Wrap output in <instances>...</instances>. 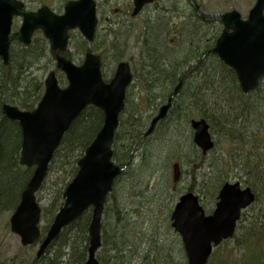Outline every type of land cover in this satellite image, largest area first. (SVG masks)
I'll use <instances>...</instances> for the list:
<instances>
[{"label":"trees","instance_id":"16d2710c","mask_svg":"<svg viewBox=\"0 0 264 264\" xmlns=\"http://www.w3.org/2000/svg\"><path fill=\"white\" fill-rule=\"evenodd\" d=\"M45 1L39 0L38 4L44 5ZM65 1L68 2L61 0ZM189 1L184 0L188 6L186 15L175 20L167 14L173 11L171 8L165 4L160 8L154 2L153 12L147 17L138 16L133 24L112 27L101 44L102 50L96 48L95 42L88 45L81 40L78 45L82 57L88 52L100 54L103 66L107 57H111L115 65L123 61L131 64L134 82L127 92L126 108L130 89L138 90L139 109L136 113L125 109L113 144L115 163L127 168L117 179L105 205L102 252L98 255L100 264H187L180 241V258H177L176 248L169 240L170 236L176 235L170 228V216L176 202V197L171 196L175 183L190 176L188 191L209 195L215 202L222 185L229 181V178L213 181L208 173L199 174L207 165V160L190 138L186 141V148L189 157L194 156V161L189 163V171L183 169L185 163L180 160L175 144L158 154L162 170L173 171L174 187H169L167 179L155 178L148 167L145 151L152 136L143 137L149 123L159 107L173 94L181 77L193 68L195 70L184 82L169 113H183L188 122L192 118L205 119L213 132L216 131L231 144L233 152L226 157L222 167L229 166L231 174L239 170L245 179V186L256 195L255 204L250 207L256 209V221L249 224L245 211L233 237L236 245L243 250L241 261H236L234 247L232 250L219 247L209 264H264V209L258 208V202L264 195V79L254 92H242L234 71L213 53L222 32L221 22L213 19L203 21ZM36 35L30 46L12 43L7 67L0 60V214L15 211L33 173V169H26L20 164L21 129L18 123L9 121L3 115L2 108L11 105L31 112L44 95V76L51 68L47 62H53V55L45 38L39 33ZM65 56L72 59L69 52ZM103 77L105 81L110 79L104 70ZM59 82L61 85L65 83L63 76ZM148 110L151 114L144 117ZM102 124V112L88 107L72 124L56 151L42 186L50 184L56 198L48 207L42 208L40 241L63 206L65 188L76 176L78 161ZM121 140L124 143L120 154L117 145ZM133 147L139 153L140 164L132 157ZM171 150H174L172 156ZM175 165L179 168L177 182ZM133 169L143 171L144 175L139 173L145 178L142 185L123 178ZM155 199L159 200L156 207L162 219L154 220L147 216L148 209L155 207L152 206ZM37 200L40 202L38 197ZM90 222L91 211H88L66 228L40 259L36 256L27 259L14 257L4 264H85ZM246 224L249 227L244 231Z\"/></svg>","mask_w":264,"mask_h":264},{"label":"water","instance_id":"95a60500","mask_svg":"<svg viewBox=\"0 0 264 264\" xmlns=\"http://www.w3.org/2000/svg\"><path fill=\"white\" fill-rule=\"evenodd\" d=\"M154 1L134 0L132 15H140ZM190 2L203 21L213 19L222 23L223 31L213 53L235 72L244 94L254 92L264 79V0H256L246 20L237 11L208 14L201 9L198 0ZM24 7L20 0H0L1 61L8 66L12 42L28 46L35 32L40 30L49 42L51 52L55 53L56 70L65 75L67 87H60L56 73L52 71L45 79L44 95L34 111L3 106V115L9 121L17 122L22 131L21 165L34 167L21 201L10 218L11 231L20 237L24 247L38 241L42 209L36 195L72 124L88 107H95L103 113V125L78 162V172L63 194L64 205L43 239L37 258L45 254L64 229L91 209L85 264H99L97 253L102 246L104 207L115 180L124 171L114 163L112 147L120 116L126 107L127 91L133 84V71L128 62H120L112 79L106 82L100 55L87 53L81 65L62 55L68 49L70 32L78 30L89 44L94 42L99 23L95 0L69 1L63 14H56L47 6L34 12H27ZM16 18L21 19V25L13 32ZM194 70L180 79L173 95L152 119L144 138L152 135L157 125L166 119L173 100ZM190 125L194 131V144L203 155H207L215 147L209 124L205 119H194ZM174 169L177 180L178 166L175 165ZM254 201L255 194L250 187L226 183L218 195L214 212L207 216L197 195L192 192L183 194L171 215V227L181 238L187 264H208L214 250L234 236L242 212Z\"/></svg>","mask_w":264,"mask_h":264},{"label":"rangeland","instance_id":"374dc122","mask_svg":"<svg viewBox=\"0 0 264 264\" xmlns=\"http://www.w3.org/2000/svg\"><path fill=\"white\" fill-rule=\"evenodd\" d=\"M20 1H23L26 4L28 10H37L38 8L43 6L38 4L39 0H20ZM36 1H37V5H36ZM42 1L43 0H41V2ZM95 1L97 4V14L99 19L95 46L96 48L102 50L101 44L107 38V35L109 34V30L112 27H117L120 24L129 25L135 23L136 18L133 17L131 14L133 10L134 0H95ZM198 1L202 9L208 14H224L232 11H237L241 14L243 20L247 19L249 11L254 7L256 3V0H198ZM65 2H61V0H46L44 5L48 6L55 13L62 14ZM155 3H158V6L160 8L164 4H165L164 6L171 8L173 11L167 14H169L173 20L177 19L179 16L186 15L188 9V6H186L184 0H155ZM155 3L149 6L148 8H146L139 16L142 18L150 15L151 12H153ZM30 6L33 7L30 8ZM20 25H21V19L16 18L14 21V30L17 31ZM39 35L42 36V34L40 33ZM35 37H37V35ZM81 40H83V37L81 36L79 31L76 30L71 33L68 52L72 54V60L74 61L75 64H81L83 62V57L80 56L81 54H79L78 52L79 51L78 45L81 42ZM47 63H49L48 66L51 68H49V70H47V72L45 73L44 79L50 71L55 69L54 58H53V62L48 61ZM115 67L116 65L113 63L111 57H107L103 66V70L107 73L108 77L112 78L115 71ZM57 75L58 78L61 77V74L59 72H57ZM65 85L66 82L62 86L64 87ZM128 99L129 101L127 103L126 110L130 109V111H135L136 113V111L139 109L138 90L136 88L132 90L130 89ZM144 110H146V108ZM141 114L142 113L140 112V115ZM150 114H151L150 110H148L147 112L145 111L144 117L149 116ZM212 134L216 142V147L213 150V152H211L206 157L207 165L204 167L203 170L199 171V174L203 175L204 172H206L208 173V176H210L209 178L213 179V181L217 179L224 180L229 178L230 182H239L243 186H245L243 182L245 179L242 177L243 174L240 173L239 170L236 169L231 174L229 172L230 171L229 166L224 165V167H222L223 163L226 162L225 161L226 157L232 151L231 144L225 141L223 136H221L216 131L213 132L212 130ZM189 138L191 140L193 139V131L190 128V122H188L185 119V114L181 113L180 115L178 112L174 114L169 113L167 119H165L161 124H159V126L156 129V132L150 138L149 144L147 146V150L145 151L147 154L146 157H147L148 167L152 169L155 178L159 180L162 178L167 179L169 187H174L175 182L173 181V171L172 169L162 170L161 168L162 160L160 159L158 154L168 149L169 148L168 146H170L171 144H175L177 146V149L179 150V156L181 157L180 160H182L185 163L183 169L185 171H189L190 168L188 165L190 162L194 161L193 158L194 156L189 157V151L186 148V141H188ZM122 141L123 140H121L117 145V149L120 154H121V150L123 149L122 144L124 143ZM247 150L248 149H246L244 152H246ZM132 151H133L132 157H135L136 163L140 164L139 153H137L136 148L133 147ZM262 152H264V150H262ZM173 153L174 150H171L170 156H172ZM139 173L144 175L141 169H136V170L133 169L131 173H128L123 178H128L131 182L135 180L137 181V184L142 185L143 182L145 181V178L143 176H140ZM197 177L199 176L197 175ZM190 181H191V177L187 176V178H185L184 180L177 182V184L175 183L176 186L171 191V196L176 197V202L182 194L188 192V186L190 185ZM158 187L161 188L159 185ZM197 194L202 199V205L204 206L207 213L211 214L215 208L216 201L215 202L211 201V197L209 195L204 194L202 196L199 193ZM37 197L40 199L41 206L43 208H46L49 206L52 200L56 198V194L52 189H50V184H47L46 187H43L41 189ZM154 201L155 203L152 206L155 207H150L148 209L147 216L152 217L154 220H156L157 218L162 219L163 216L159 212V209L156 207L158 206L159 200L155 199ZM147 202L148 201H146V203ZM258 208L261 210L264 209V195H262L261 200L258 202ZM255 211H256L255 208L254 209L249 208L246 211L245 219L247 222H249V224L256 221L257 214H255ZM10 217L11 214H7V213L0 214V264H4L6 261H9L14 257L25 258V259L34 257L36 256V253L38 251V246H33L32 248H24L21 245L20 238L16 236L14 233H12L10 230V225H7V222L9 223ZM249 224L248 225L246 224L244 231H246V229L249 227ZM169 240L172 242L174 249L176 248L177 258H180L178 252L179 249L178 241H180V239L178 235L176 234L174 236H170ZM221 247H224L228 250H232L234 247L233 254L235 255V259L238 262L241 261L240 254L243 252V250H241L242 249L241 247L236 245V241L234 239L222 244ZM100 252H102V250H100ZM213 259L214 256L212 260Z\"/></svg>","mask_w":264,"mask_h":264},{"label":"bare ground","instance_id":"6f19581e","mask_svg":"<svg viewBox=\"0 0 264 264\" xmlns=\"http://www.w3.org/2000/svg\"><path fill=\"white\" fill-rule=\"evenodd\" d=\"M182 87H183V86H182ZM172 95H173V94H172ZM172 95H171V96H172ZM171 96H170V97H171ZM170 97H169V98H170ZM176 97H177V96H176ZM176 97H175V99H176ZM169 98H168V99H169ZM168 99H167L166 103L168 102ZM175 99H174L173 102H172V106H173V104H174V102H175ZM171 108H172V107H171ZM171 108H170V109H171ZM2 113H3V112H2ZM61 143H62V142H61ZM21 147H22V146H21ZM58 149H59V148H58ZM20 156H21V153H20ZM113 161H114V158H113ZM20 164H21V163H20ZM21 166H22V165H21ZM47 175H48V173H47ZM46 177H47V176H46ZM30 179H31V178H30ZM73 179H74V178H73ZM73 179H72V180H73ZM72 180H71V181H72ZM29 181H30V180H29ZM27 184H28V183H27ZM114 185H115V183H114ZM114 185H113V188H114ZM112 191H113V189H112ZM111 193H112V192H111ZM111 193L109 194V196L111 195ZM109 196H108V198H109ZM14 212H15V211H14ZM14 212H13V213H14ZM13 213H12V214H13ZM12 214H11V216H12ZM173 231H174V230H173Z\"/></svg>","mask_w":264,"mask_h":264},{"label":"flooded vegetation","instance_id":"af4514ba","mask_svg":"<svg viewBox=\"0 0 264 264\" xmlns=\"http://www.w3.org/2000/svg\"><path fill=\"white\" fill-rule=\"evenodd\" d=\"M38 33V32H37ZM40 33V32H39ZM97 33V32H96ZM18 43V42H17ZM68 53V52H65L63 53L62 55L65 56V54ZM53 55V58H55V53H51ZM66 57V56H65ZM67 58V57H66ZM84 58V57H83ZM68 59V58H67ZM72 60V59H71ZM56 63V61H55ZM78 65V64H77ZM60 72V71H59ZM62 73V72H61ZM63 74V73H62ZM190 123H191V120H190Z\"/></svg>","mask_w":264,"mask_h":264}]
</instances>
